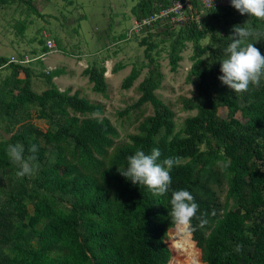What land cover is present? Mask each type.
<instances>
[{"label": "trees", "instance_id": "16d2710c", "mask_svg": "<svg viewBox=\"0 0 264 264\" xmlns=\"http://www.w3.org/2000/svg\"><path fill=\"white\" fill-rule=\"evenodd\" d=\"M21 1L28 4V0ZM158 1L161 7L172 3ZM150 2L138 0L141 8H147L138 17L152 11ZM189 4L190 12L201 6L197 0ZM229 7L231 3L206 8L214 12ZM193 17L182 22H189V32L184 36L178 28L170 42V67L176 65V43L182 37L207 35L216 46L208 62L199 61L191 69L198 78L195 89L201 104L186 99L184 105L196 106L197 113L184 119V136H173L168 142L152 139L161 129L170 131L172 113L153 93L161 72L151 56L153 43L147 39L139 41L144 45L147 70L136 86L137 102H148L153 114L142 121L139 133L128 144H114L117 133L105 118L85 115L99 111L100 104L56 88L51 82L55 70L41 73L48 86L34 92L30 68L0 57V67L9 69L0 84V122L8 127L17 123L0 144V264H169L165 239L167 229L175 224L169 215L170 200L172 192L180 189L191 192L199 205L197 216L203 214L207 221L201 227L193 218L194 230L186 229L187 240L199 249L202 264H264V107L249 106L243 122L231 117L238 108L235 97L214 91L209 81L220 71L231 37L217 36L212 18L201 20L198 27ZM235 18L225 19V26L233 30ZM45 49L44 45L41 50ZM19 71L23 77H17ZM83 71L92 89L102 91L103 67L89 66ZM137 76L131 68L121 85L128 87ZM255 96L264 97V88ZM219 105L227 108L228 119L216 115ZM31 107H36L37 118L54 123V130L41 132L28 122ZM16 143L24 146L25 158L32 155L29 148L33 144L38 146L32 163L39 168L33 178L16 175L19 168L6 153L7 146ZM61 143L70 145L69 157L62 153ZM153 148L161 150V161L178 158L164 195L133 184L118 171L127 167V157L136 150L148 154ZM3 167L14 170L2 171ZM55 195L68 208H55L49 201Z\"/></svg>", "mask_w": 264, "mask_h": 264}, {"label": "rangeland", "instance_id": "374dc122", "mask_svg": "<svg viewBox=\"0 0 264 264\" xmlns=\"http://www.w3.org/2000/svg\"><path fill=\"white\" fill-rule=\"evenodd\" d=\"M161 4V1L151 0L148 7L152 11L138 17L147 10L146 7L141 8L138 5V0H28V4L21 0H4L0 3V57L7 60L10 57L33 58L39 56L38 54L42 52L41 48L48 41L54 51L43 58L31 59L24 65L31 70V89L40 92L46 88L48 84L41 73L55 70L51 82L56 88L60 91L66 90L68 94L76 92L78 97L92 104H100L99 111L85 115L98 119L105 118L117 133L113 138L114 144H128L132 142V137L139 133L142 121L153 114L148 102H137L140 93L136 86L147 70V61L143 55L144 45L139 44V41L142 38L147 39L148 42L153 43L151 56L161 72V79L153 89V93L172 113L170 131L161 129L152 136V139L168 142L173 136L183 137L184 119L196 115V106L189 108L184 105L186 99L201 104L195 89L198 78L191 74V69L199 61L208 62L216 46L207 35L192 39L180 37L175 52L178 59L175 67L171 68L168 56L170 42L178 28L185 36L189 32L187 26L191 17L194 16L193 21L198 27L202 25L201 20L212 18L216 35L231 37L232 29L225 26L224 20L236 16L234 25H250L255 33L264 36V20L248 14H240L233 6L211 12L201 5L197 10L193 8L192 12L184 10L181 13L182 18H179L178 13H171L166 17L151 20L147 24H141L143 20L157 16L162 9L171 5L161 7ZM186 19L188 20L186 24L182 23ZM154 22L158 23L151 26L150 24ZM255 39L250 37L248 42L254 43L264 55V37L256 42ZM224 58L226 55L221 60ZM89 66L97 69L103 67L102 91L92 89V83L88 81L83 71ZM131 68L137 71L138 76L128 87H123L122 79ZM8 74L9 69L6 66L0 67V84ZM220 75H222L221 71L215 77L209 78L210 86L214 91H221L220 94L224 91L225 94L235 97L238 108L231 114L233 119L243 122L248 117L246 113L248 111L245 109L249 106L257 105V110L264 107V97L255 96L264 88V79L258 87L250 86L246 92L234 93L218 79ZM17 77H23L22 72L19 71ZM35 110L36 107L29 108L30 116L27 121L41 132L48 128L54 130L56 125L44 118H37ZM68 112L72 114L70 109ZM75 115L81 116L77 113ZM216 115L228 119L227 108L219 105ZM16 124L10 125L9 129L0 122V144L9 138ZM60 147L65 148L62 153L65 157H69L70 145L61 143ZM199 147L202 148L203 145ZM47 150L51 161L54 159L53 147L50 146ZM14 164L19 168L18 164ZM33 165L35 170L32 175L27 176L29 178H33L39 168L38 164L33 163ZM10 168L13 167H3L2 171L11 172ZM222 188L219 194L221 200L226 186L223 185ZM49 201L55 208L65 209L69 206L56 195L50 197ZM28 208L30 212V205ZM177 225L175 223L168 228L166 233L165 243L170 250L169 264H183L187 261L185 254L176 248L173 238L176 233L179 243L184 240L188 242L186 230L185 233L180 232V225L176 228ZM195 249L199 258L200 251L196 247ZM199 263L202 264L200 259Z\"/></svg>", "mask_w": 264, "mask_h": 264}, {"label": "clouds", "instance_id": "9594fccd", "mask_svg": "<svg viewBox=\"0 0 264 264\" xmlns=\"http://www.w3.org/2000/svg\"><path fill=\"white\" fill-rule=\"evenodd\" d=\"M230 2L240 14H248L264 20V0H230ZM230 36L231 43L224 49L226 58L220 61L222 75L218 79L234 93H242L248 91L250 86L258 87L264 79V55L254 43L248 42L250 37H255L256 42L264 36L255 33L250 25L244 24L233 25ZM29 151L32 155L25 158V148L22 144L7 146L8 157L19 165L17 177L23 178L34 173L32 162L35 160L38 146L33 144ZM161 155L159 148H153L148 154L138 149L135 154L127 157V167L118 168V171L133 184L146 186L154 194L164 195L168 193L172 184L170 173L173 166L178 163V158L169 156L161 161ZM170 204L171 220L185 229L194 230L191 228L193 218L199 220L201 227L207 222L203 214L197 216L199 205L191 192L186 189L173 191ZM240 250L241 246L237 245L236 251Z\"/></svg>", "mask_w": 264, "mask_h": 264}, {"label": "built area", "instance_id": "2783aa9c", "mask_svg": "<svg viewBox=\"0 0 264 264\" xmlns=\"http://www.w3.org/2000/svg\"><path fill=\"white\" fill-rule=\"evenodd\" d=\"M201 5L205 6V7H211V6H218V5H225V4H229L231 3L230 0H197ZM190 0H174L170 6H168L167 8L162 9L157 16L155 17H150L148 20H143V22L141 24H147L148 22H150L151 20L157 19L158 17H166L168 15H170L171 13H178L179 18L181 17V13L184 12V10H190ZM139 24V26L141 25ZM52 45L49 44V42L47 41V43L45 44V50L42 51L40 54H38L39 56H34L33 58H15V57H10L9 60H7V62H13V63H17V64H21V65H25L26 63H28L29 60H35L38 58H43L45 57L46 54L54 51V49L51 48Z\"/></svg>", "mask_w": 264, "mask_h": 264}, {"label": "bare ground", "instance_id": "6f19581e", "mask_svg": "<svg viewBox=\"0 0 264 264\" xmlns=\"http://www.w3.org/2000/svg\"><path fill=\"white\" fill-rule=\"evenodd\" d=\"M179 227H180V232L185 233L186 229L183 228L182 226H179ZM173 238H175V245L177 246L176 248H178L180 252L185 254L184 257H185V260L187 261L184 262L183 264H200L196 249L192 244H189L186 240L179 243L177 240L176 233L173 235Z\"/></svg>", "mask_w": 264, "mask_h": 264}]
</instances>
